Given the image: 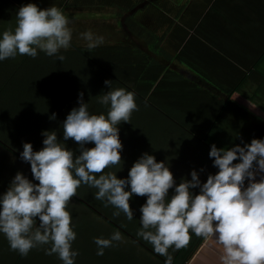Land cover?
Masks as SVG:
<instances>
[{
    "label": "clouds",
    "instance_id": "obj_1",
    "mask_svg": "<svg viewBox=\"0 0 264 264\" xmlns=\"http://www.w3.org/2000/svg\"><path fill=\"white\" fill-rule=\"evenodd\" d=\"M69 19L56 6L40 9L34 3L16 12V26L0 33V61L27 55L35 58L38 49L48 56L68 49L72 39ZM89 49L104 42L91 31L81 33ZM58 59L63 60V56ZM98 97L107 105L105 114H92L79 94L74 107L62 122L63 140L79 145V155L58 140L55 131H42L43 147L33 151L31 143H23L22 161L30 164L33 183L17 172L8 189L0 194V234L10 250L21 256L37 246L50 245L46 255L56 254L62 264H74L78 255L72 250L76 233L71 215L66 210L81 184L96 188L95 198L106 200L128 220L133 219L129 201L133 195L146 196L140 207L141 230L138 235L149 242L156 253L166 256L168 249H181L190 241V232L211 242L218 264H264V139L218 149L211 145L208 153L218 169L201 183L197 171L191 180L181 179L177 185L164 161L144 153L131 166L126 179L117 178L105 169L119 165L123 145L118 125L129 123L137 109L134 93L111 87ZM50 119H55L53 113ZM94 147L87 148L86 144ZM235 161H238L234 163ZM259 179L257 180V176ZM247 181V184H246ZM129 188L130 190H125ZM198 188V193L191 189ZM174 194L169 198V190ZM115 232L109 239L95 238L97 255L113 241H121Z\"/></svg>",
    "mask_w": 264,
    "mask_h": 264
},
{
    "label": "crops",
    "instance_id": "obj_2",
    "mask_svg": "<svg viewBox=\"0 0 264 264\" xmlns=\"http://www.w3.org/2000/svg\"><path fill=\"white\" fill-rule=\"evenodd\" d=\"M27 3L58 7L79 36L72 46H87L81 33L91 31L104 38L97 47L139 49L137 58L157 64L158 74L142 79L144 99L166 121L165 141L168 131L185 133L181 157L199 179L218 171L211 145L264 139V0H0L1 30L15 28L6 21ZM184 264H218L216 249L202 237Z\"/></svg>",
    "mask_w": 264,
    "mask_h": 264
},
{
    "label": "trees",
    "instance_id": "obj_3",
    "mask_svg": "<svg viewBox=\"0 0 264 264\" xmlns=\"http://www.w3.org/2000/svg\"><path fill=\"white\" fill-rule=\"evenodd\" d=\"M6 22L16 23L14 20ZM1 28L0 25V33L5 31ZM70 46L68 49H61L53 56H48L38 49L35 58L18 54L14 58L0 61L1 148L18 157L23 151V143H31L33 151H39L43 147L42 141L45 138L41 134L42 131L53 130L67 149L72 150L74 155H79V145L76 142L71 139L63 140L62 122L72 108L79 106L80 93H83V100L88 104L90 113H93L97 106L100 108L104 106L107 113L108 106L101 105L98 97L109 90L104 83L108 80L112 81L113 89L124 88L134 93L138 110L132 113L129 123L121 122L118 125L119 139L123 145L120 152L122 161L118 170L117 165L110 166L105 169V174L112 172L116 176L117 174L122 176L117 178L125 179L129 167L144 153L153 155L157 162L166 163L172 158L179 159L185 150L181 146L185 133L181 130L172 133L168 131L171 137L165 141L167 136L163 127L166 121L153 112L149 101L143 96L142 87L145 83H142V79L144 77L149 79L152 75L155 77L159 72L157 64L154 63L152 68L146 58H137V53L141 52L139 49L119 52L111 47L89 49L87 46ZM59 56H63L64 59H58ZM85 88L95 89L93 93L89 90L92 96L84 95L88 93ZM94 102L97 104H93ZM53 113L55 119H50ZM131 132L135 135L130 139ZM218 133L221 135L220 132ZM135 136L137 143L134 146L132 140ZM218 138L221 139V136ZM157 141H162V145ZM85 147L91 148L94 145L89 143ZM187 150L190 149L186 147ZM22 162L27 166L30 165ZM123 166L125 168L121 169ZM171 173L175 183H180L182 178H177L176 172ZM191 191L195 194L199 189L195 188ZM92 192L93 187L81 184L66 209L71 212L80 211L76 219L71 215V227L76 233L72 250L78 253L74 258V264H165L167 257L156 253L153 246L138 235L141 230L140 219L137 216L140 214V207H134L133 202H129L133 212L132 220H128L122 212L119 216H115L113 213L118 209L105 206L102 200L95 198L96 193L92 194ZM146 199L147 197L143 196V200ZM93 226L99 227L96 235H102L101 231L106 234L104 239H109L113 233L119 232L125 239L126 236L134 238L135 243L133 244L129 239V245L113 241L111 247L104 248L103 255H97V245L90 238L93 234L89 229H94ZM190 237L186 247L168 249V255L172 257L171 264H184L202 238L191 232ZM5 240L0 234L2 253L6 252V246L9 245L8 242L4 243ZM9 251V257L0 261L2 264H19L24 258L17 252H14L13 256V252ZM52 264H62V261L57 258Z\"/></svg>",
    "mask_w": 264,
    "mask_h": 264
},
{
    "label": "rangeland",
    "instance_id": "obj_4",
    "mask_svg": "<svg viewBox=\"0 0 264 264\" xmlns=\"http://www.w3.org/2000/svg\"><path fill=\"white\" fill-rule=\"evenodd\" d=\"M85 6H88V5H85ZM70 7L72 8L73 5H71ZM79 8H81V9H78V11L76 12L77 13V16L79 15L80 12H84V6H79ZM88 14H90V13H88ZM94 14H96V12ZM74 20H77V19H73L71 21H74ZM76 36L77 35H75L74 37H72V39H71L72 42L73 41L75 42L76 39L79 37V36H77V37ZM83 41H84V39L82 40V42ZM75 43H78V42H75ZM85 90L88 92V93L84 94L86 97L87 96H92V94H90V93L91 92L93 93L95 91L94 88L91 89V90H90V88H85ZM89 90H90V93H89ZM93 104H97V102H94ZM95 109L96 110H94L92 114H105L106 115V113H105L106 112V109H104V106L103 107L101 106V108L99 106H97V108H95ZM133 135H135V134L131 132V135L129 136V138L131 139ZM136 137L137 136H135L134 139L132 140V143L134 144V146L137 143L136 142ZM157 142L159 143V145L160 144L162 145V143H163L162 141L161 142L160 141H157ZM168 153H169V150H168ZM164 154H166V152ZM187 160H188V157H186V158L181 157L179 159L178 158H172V159L167 160L166 166L169 167V170L171 172H176V175L175 176L177 178L183 176V175H181L182 172H186V175H188L193 170H196V169L199 170L198 167L193 166V165H191V167H190V164L189 163H185V161H187ZM116 167H117V170H118L119 165H117ZM123 168H125V167L124 166L121 167V169H123ZM129 168H131V167H129ZM201 169L203 171L202 173H204V172L206 173V171H204L203 168H201ZM17 172L22 173L27 179H29L33 183H38V181H35L33 179L32 174H31V169H30L29 166H27L26 164H24L22 162V160H20V158L17 157L16 155L4 151L1 148V146H0V194H2L3 192H5L8 189V187H9L12 179L14 178V176H15V174ZM117 177L121 178L122 176H119L117 174ZM126 178L127 177H125V179ZM200 181H201V183L204 182V180H201V179H200ZM128 190H129V188H128ZM95 193H96V188H93L92 194H95ZM173 194H174V189H170L169 190V198ZM102 201H103L104 204H106V200H102ZM130 201L133 202V206L134 207H141L146 202V201L143 200V196H137L136 197V195H133ZM69 203H71V202H69ZM108 206L109 207H112L111 205H108ZM67 211L70 213V215H74L73 218H75V219H76V217L78 215H80V211L79 210H77V211L75 210L73 212H71L69 210H67ZM91 216H93V215L91 214ZM137 216L140 219L141 213L139 215H137ZM90 218H92V217H90ZM93 218H96V217L93 216ZM93 228L94 229H92V228L89 229L91 231V233L93 234L92 236H90V238H92L93 241L95 240V238H105L106 237V234L103 231H101L102 235H96V232L98 231V228L99 227L93 226ZM1 235H3V234H1ZM3 238L6 239L4 237V235H3ZM5 242L7 243L8 241L5 240ZM120 242L127 243L128 245L130 244V241L128 239L123 238V236H122V240ZM47 248H50V246L43 245V246H37L36 248H33L28 253L27 256H24V258L19 262V264H52L55 260H57L58 256L57 255L55 256V254L48 255L47 256L45 254V249H47ZM9 250H10V247H9V245H7L6 246V252L5 253H2V251H0V261H3V260H5L6 258L9 257V254H8V251ZM9 252H13L12 253L13 256L15 255L14 254L15 251H12L11 250Z\"/></svg>",
    "mask_w": 264,
    "mask_h": 264
},
{
    "label": "flooded vegetation",
    "instance_id": "obj_5",
    "mask_svg": "<svg viewBox=\"0 0 264 264\" xmlns=\"http://www.w3.org/2000/svg\"><path fill=\"white\" fill-rule=\"evenodd\" d=\"M203 175H204V173H203ZM189 180H190V179H189ZM205 181H206V180H204V182H205ZM126 238L129 239L130 241H132L133 244L135 243V242H134V238H132V237H130V236H128V237L126 236ZM135 240H136V239H135Z\"/></svg>",
    "mask_w": 264,
    "mask_h": 264
},
{
    "label": "water",
    "instance_id": "obj_6",
    "mask_svg": "<svg viewBox=\"0 0 264 264\" xmlns=\"http://www.w3.org/2000/svg\"><path fill=\"white\" fill-rule=\"evenodd\" d=\"M18 157V156H17ZM20 158V157H19ZM21 160V159H20ZM30 167V165H28Z\"/></svg>",
    "mask_w": 264,
    "mask_h": 264
}]
</instances>
